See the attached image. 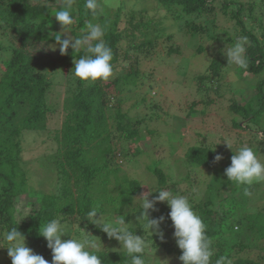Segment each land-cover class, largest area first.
Returning a JSON list of instances; mask_svg holds the SVG:
<instances>
[{
	"label": "rangeland",
	"instance_id": "1",
	"mask_svg": "<svg viewBox=\"0 0 264 264\" xmlns=\"http://www.w3.org/2000/svg\"><path fill=\"white\" fill-rule=\"evenodd\" d=\"M232 1L247 7L240 16L243 26L237 24L236 20L231 17L233 8L225 14L219 4H216V15L209 20L207 17L195 15H189L188 18L184 16L182 20H177L166 9L160 8L157 0H100L103 5L101 13L106 16L113 17L118 8L123 11L122 17H120V29L124 32L129 30V21L149 22V25L141 27L131 35L132 40L145 41L154 38L155 42L139 57L138 63H136V57L126 60L122 56L114 69L113 76L109 79L112 81L124 75L131 66L140 72L136 86L121 85L109 102L110 113L115 119L110 120L113 133L112 143L117 146L112 166L118 168L119 173L117 177L114 174L111 175V186L106 190L103 188L93 190V197L105 199L109 194L110 197L115 198L121 194L122 182L126 177L128 179H143L139 195L124 197L126 203L121 207L106 202L104 204L105 212L102 213L105 216L116 215L117 213L112 209L120 208L123 211L121 216H125V222L132 223L138 228L136 218L140 215L138 211L140 202L134 200L149 192L146 184L149 187H158L153 173V170L158 167L170 179L166 190L172 191L173 194L188 196L194 210L202 220L211 225V228L214 227L216 230L222 231V234L211 238L215 250L214 256L222 244H227L226 248L228 247V250L231 251L233 244L239 241L245 244L256 242L260 234L257 231L252 234V230L249 228L246 231L243 230L245 225L238 222L242 217L264 212V182L254 183L250 188L251 196H245L243 186L228 181L224 175L225 169L231 165L234 152L243 145L252 147L260 160L264 162V139L259 135L264 133V115L258 125L249 124L250 128H248V122L243 120L240 124L246 128H238L233 126L234 118H238V116L230 109L231 100H235L241 105L247 102L256 106V86L263 80L264 73L253 75L242 72L235 65H227V57L224 55L227 48L235 42L234 39L243 36V27L255 30L261 37L258 27L260 23L264 22L260 21L264 18V0ZM250 3L254 5L252 14L248 11ZM131 11H139L133 20L130 18ZM73 15L76 18L77 11ZM54 16L55 14L49 29L50 37L62 31L61 25ZM260 17L261 19H259ZM205 21H214L216 28L207 33L191 36L190 27ZM10 24L11 20L8 19V16L0 13V80L5 72L7 62L11 58V49L19 47ZM77 25L75 20L71 26L69 34L73 38L71 31L74 29L78 33V38L86 34V28L79 29ZM224 30L227 31V34L222 33ZM158 34L161 36L156 38ZM170 36L172 38H169ZM64 38L66 37L62 36V39ZM229 38L231 42H227ZM219 46L221 54H217ZM53 47H55V51L52 50ZM127 48L128 44L125 43L121 48L122 52L124 53ZM171 48L177 52L169 54ZM199 48H202V51ZM28 50L39 57L37 64L40 74L52 82L53 87L48 93L47 104L56 108L57 111L45 129L23 133L21 139L23 169L28 175L29 189L38 193H60L56 161L58 150L60 147L63 148V144H61V138H56V135L64 121L62 112L64 111L66 91L72 85L69 84L70 81L73 83V78H75L72 73L75 60L70 64L60 65L57 58L61 53L59 46L53 40L31 44ZM216 56L225 60L222 69L223 78H215L216 81L210 84L209 90L204 88V90L198 91L199 85L195 86L194 78L205 74L211 59ZM216 85L223 97H219L213 90H210ZM213 89L216 88L213 87ZM202 98L214 102L211 105L202 104L200 102ZM194 101L199 103L193 110H190V105ZM118 106L126 115L123 119L124 123L143 121L140 127L142 138L135 144L136 150L140 151L138 156L134 155L130 142H119L120 131H117L115 118ZM202 112L204 113L202 114ZM202 136L205 138L206 146L222 156L213 171H208L206 168H193L186 158L188 149L199 145L197 143L202 141ZM224 142H228L232 149ZM214 173L216 174L214 175ZM76 191L74 193H77ZM153 194L149 196L150 200L155 197ZM69 199L74 204L77 203L76 195H72ZM207 201L210 202L207 204ZM199 204L203 209L212 211L213 214L208 216L200 214L199 210L195 209V206ZM17 208V220L18 223H21L28 219L34 206L18 205ZM155 208L158 211L150 209L149 216L150 218L164 217L160 228L164 233V239L171 249H174V252L169 253L162 248H152L158 237L154 235L147 256L151 259L152 264H181L180 256L177 254L181 250L176 244L174 227L169 217L170 208L166 202L156 203ZM80 218L81 215L76 211L75 214L62 213L58 220L74 238L80 240L87 238L95 242L98 245L97 251L126 252L120 249L121 245L118 241L110 243L95 235L93 228L81 221ZM79 227L92 236L87 237L86 234H82ZM241 230L244 233H241ZM254 237H256L255 240ZM70 238L68 235L62 237L64 240ZM147 238L150 239V237ZM254 244H258V242ZM0 246L6 245L1 244ZM254 251L252 256L256 257L258 250ZM0 264H12L8 250L3 247H0Z\"/></svg>",
	"mask_w": 264,
	"mask_h": 264
},
{
	"label": "trees",
	"instance_id": "2",
	"mask_svg": "<svg viewBox=\"0 0 264 264\" xmlns=\"http://www.w3.org/2000/svg\"><path fill=\"white\" fill-rule=\"evenodd\" d=\"M157 2L160 8L166 9L177 20H182L184 16L188 18L189 15L207 17L209 20L216 15V4L221 6L225 14L233 8L231 17L241 26H243V22H241L240 16L247 8L245 5L232 0H157ZM84 3L85 0H77L74 8L73 13L77 11V27L84 29L88 22L108 25L104 41L112 48L114 69L122 56L126 60L136 57V63H138L139 57L155 42L154 38L145 41H134L131 38L132 34L141 27L149 25V22L129 21V30L124 32L120 29V17L123 14L120 8L115 11L113 17L101 13L93 18L89 10L84 7ZM56 10V0H0V13L7 15L8 19L11 20V29L19 43L18 48L11 49V58L7 62L5 72L0 80V245L5 244L2 234L12 227H17V230L25 236L27 247L32 249L34 254L43 256L49 261V264H51L52 252L47 247V241L39 235L40 226L42 227L52 219H58L62 213L75 214L78 211L81 215V221L92 227L95 235L105 241L115 243V239H110L100 228L87 221L86 214L93 208L104 213L106 202L118 207L123 206L126 203L124 197L141 193L143 181L139 178L128 179L126 177L122 182L121 194L117 197L112 198L109 194L105 199L93 197V190L99 188L106 190L111 186V175L114 174L117 177L119 173V169L112 166L113 155L117 146L112 143L113 133L110 120L114 119V116L110 113L109 102L121 85L136 86L138 84L140 72L131 66L124 75L112 81L82 82L76 77L73 78V83L70 81L69 84L72 85L67 88L64 111L62 112L64 121L56 135V138H61V144H63V148L60 147L58 150L59 154L56 161L60 193H38L29 189L28 175L23 169L22 135L24 132H36L45 129L57 109L47 104L48 93L53 87L52 82L40 74L37 64L39 57L29 51L28 48L37 42L55 41V35L49 36V29ZM248 11L250 14L254 13L253 3L248 6ZM138 12L131 11L130 18L135 19V14ZM260 21H264V18ZM215 28L214 21H205L190 27L189 33L191 36H196L199 33L213 31ZM258 30L261 31V37L257 35L255 30H248L245 27L242 30L243 36L248 37L246 45L248 67L247 69H239L253 75L264 73V22L260 23ZM222 33L227 34V31L224 30ZM71 34L74 38L79 37L75 29L71 31ZM158 36L161 34H158L156 38ZM230 40V38L227 39V42H231ZM125 43L128 44V48L123 53L121 48ZM199 50L202 51V48ZM174 52L177 50L173 48L169 50V54ZM221 53L219 46L217 54ZM83 54V50L73 52L69 48L67 54L60 55L57 60L60 65L70 64ZM224 61L220 56L213 57L206 73L194 78L195 86L199 85L198 91L204 90V88L209 90L208 87L216 81L215 78H223ZM213 87L210 90H213L219 97H223L219 87L217 85ZM255 96L257 99L256 106H253V103L246 102L241 105L235 100L230 101L231 111L238 116V118H234L233 126L246 128L240 124L243 120L248 122V128H250L249 124L258 125L260 123L264 115V78L257 84ZM200 102L211 105L214 101L202 98ZM198 103L194 101L190 105V110H193ZM125 117L126 115L118 106L115 118L117 131H120L119 142H130L134 155L138 156L140 151L136 150L135 144L142 138L140 127L143 121L124 123ZM204 141L205 138L202 136L201 143H197L199 145L188 149L186 158L193 168H206L208 171H213L217 163L215 157L219 154L206 146ZM153 173L158 184L157 188L167 189V184L170 182L167 174L158 167L153 170ZM75 190L77 193H74ZM72 195H76V204L69 199ZM157 195L158 193L153 194V196ZM18 205L34 206L28 219L21 223H18L17 220ZM195 209L199 210L202 215L213 214L212 211L203 209L201 204L195 206ZM112 211L119 215L123 214L120 208L112 209ZM204 223L210 238L222 234L221 230L211 228V225ZM238 223L245 225L243 230L246 231L249 228L252 230V234L257 231L260 236L256 242L245 244L239 241L233 244L231 251L228 250V247L226 248L227 244L220 245L219 251H216V255L211 258V264H216V260L221 256L230 259L232 264H264V242H262L264 241V212L242 217ZM243 230L241 233H244ZM136 234L143 236L139 227L136 228ZM156 241L152 248H162L169 253L174 252V249H171L165 239L162 241L157 237ZM257 242L258 244H254ZM212 247L214 248L213 244ZM254 250H258L256 257L252 256L255 253ZM97 254L101 256L102 264H129L126 252L97 251ZM177 254L180 256L182 252L179 251Z\"/></svg>",
	"mask_w": 264,
	"mask_h": 264
},
{
	"label": "clouds",
	"instance_id": "3",
	"mask_svg": "<svg viewBox=\"0 0 264 264\" xmlns=\"http://www.w3.org/2000/svg\"><path fill=\"white\" fill-rule=\"evenodd\" d=\"M76 2L77 0H56L59 7L54 17L62 27V31L54 36L56 45L59 46L61 55H66L69 48L73 52L83 50L84 54L79 59H75L72 70L73 75L80 81L106 82L114 74L113 51L104 41L108 25L88 22L86 34L80 38H73L69 33L76 20L73 15ZM84 7L89 10L93 18H96L101 14L103 5L100 0H85ZM62 36L66 38L62 39ZM247 43L248 37L241 36L227 48L226 53L224 52L227 65L247 69ZM52 50L55 51V47ZM259 135L264 139V133ZM224 143L232 149L228 142ZM234 153L231 165L225 169L224 175L228 181L243 186L245 196H251V186L254 183L264 182V162L257 156L256 151L247 145L241 146ZM221 159L222 156L217 155L215 162ZM146 187L149 192L134 200L140 202L138 210L140 215L136 219L143 236L137 235L136 227L132 223H126L125 216L118 214L105 216L93 208L87 212L86 220L100 228L110 239L119 242L120 249L126 251L129 264H152L147 253L153 243L154 235L162 241L164 239V233L160 228L164 217L150 218L149 210L158 211L155 208L156 203L166 202L170 208L169 217L174 227V238L182 252L179 257L181 264H211L215 251L212 247L213 241L207 235V226L194 210L189 197L173 194L172 191L163 188L149 187L147 184ZM152 193L158 195L150 200L149 196ZM79 229L87 237L92 236L80 227ZM39 235L47 241V247L52 252L51 264H102V258L97 254L98 245L87 238L84 240L74 238L58 219H52L40 226ZM65 235L71 238L62 239ZM2 238L6 246L0 247L8 250L12 264H49L43 256L34 254L32 249L26 246V238L17 227H12L3 233ZM216 264H232V261L221 256L216 260Z\"/></svg>",
	"mask_w": 264,
	"mask_h": 264
}]
</instances>
